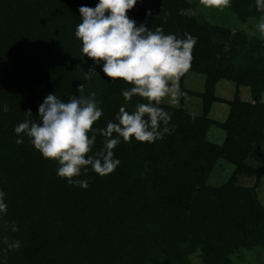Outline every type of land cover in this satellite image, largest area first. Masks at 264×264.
<instances>
[{
  "label": "trees",
  "instance_id": "1",
  "mask_svg": "<svg viewBox=\"0 0 264 264\" xmlns=\"http://www.w3.org/2000/svg\"><path fill=\"white\" fill-rule=\"evenodd\" d=\"M98 2L0 0V191L7 204L0 212V258L5 264H192L198 257L201 264H234L264 248V205L255 188L238 185L242 175L264 177V169L246 163L264 142V38L232 36L211 9L194 16L185 0H137L127 13L137 27H160L182 39L187 33L197 43L179 82L180 106L160 105L171 117L160 131H169L151 143L121 138L113 149L120 164L111 174L101 177L89 167L74 178L87 180L86 189L70 185L58 177L57 162L15 134L19 123L39 120L48 94L66 103L95 92L103 115L94 130L114 122L121 106L131 112L141 102H125L122 91L130 85L108 79L103 62L81 52L79 8ZM230 11L242 22L264 15L255 0H230ZM92 67L97 75L88 78ZM190 74L205 77L203 92L185 87ZM222 82L234 84L231 100L219 97ZM188 96L201 100V115L186 111ZM217 103L229 107L224 122L209 118ZM212 125L226 132L223 143L208 140ZM103 143L97 133L90 155ZM220 160L235 169L228 182L213 186L208 181ZM15 241L20 247L10 250Z\"/></svg>",
  "mask_w": 264,
  "mask_h": 264
},
{
  "label": "clouds",
  "instance_id": "2",
  "mask_svg": "<svg viewBox=\"0 0 264 264\" xmlns=\"http://www.w3.org/2000/svg\"><path fill=\"white\" fill-rule=\"evenodd\" d=\"M136 4L137 0H99L95 8L82 6L81 22L75 30V37L82 42L83 56L96 64L103 62L102 71L108 79L130 85L122 91L125 102L140 98L134 110L129 112L121 106L114 122L94 130L93 125L103 115L95 92L71 96L66 103L56 94H48L39 105V120H25L14 128L17 136L23 134L30 139L43 158L58 163V177L70 185L86 189L87 180L74 178L89 167L101 177L114 172L120 160L114 159L113 149L121 138L124 142L135 138L140 143H151L169 131L167 127L160 131L161 122L167 125L171 119L160 105L165 99L170 105L178 103L182 95L179 82L191 67L197 40L187 33L183 39L165 35L160 27L155 31L144 25L137 27L127 15ZM200 4L222 9L230 6V0H200ZM255 6L264 13V0H255ZM256 30L264 38V15L259 17ZM86 75H97L95 68H90ZM77 91L82 92L83 85ZM25 113L32 116L30 109ZM97 133L104 137L103 148L90 155ZM16 143L22 144L23 139ZM4 195L0 191V212L7 210ZM19 247V241L9 244L10 250Z\"/></svg>",
  "mask_w": 264,
  "mask_h": 264
},
{
  "label": "rangeland",
  "instance_id": "3",
  "mask_svg": "<svg viewBox=\"0 0 264 264\" xmlns=\"http://www.w3.org/2000/svg\"><path fill=\"white\" fill-rule=\"evenodd\" d=\"M188 4L186 13L189 15H198L201 12H209L211 9L214 12L217 23L221 26H226L231 29V35L234 36L238 32L246 34L248 37H258L259 33L256 30V23L258 22L254 18H249L246 22L240 21L231 11L230 6L227 8H205L200 4V0H185ZM205 77L198 74H190L185 78V87L191 91L203 92L204 91ZM235 86L232 83L222 82L218 88L219 97L231 100L234 95ZM241 96L244 100H250V92L248 89H242ZM181 97H179L178 103L170 105L165 99L164 103L169 106L179 107ZM186 111L193 115L202 114V102L197 97H185L184 99ZM229 111L227 105L217 103L213 106L209 118L214 121L224 122ZM226 132L212 125L208 130L207 138L209 141L217 144L223 143L225 140ZM257 152L253 153L246 163L256 169H264V142H262L256 149ZM235 166L220 160L210 175L208 184L213 186H221L229 181L234 172ZM239 186L248 188H255L258 194V198L262 205H264V177L259 181L252 176L242 175L239 177ZM234 264H264V248H257L253 251L246 252L234 259ZM0 264H5V261L0 258ZM192 264H201L198 257L193 258Z\"/></svg>",
  "mask_w": 264,
  "mask_h": 264
}]
</instances>
